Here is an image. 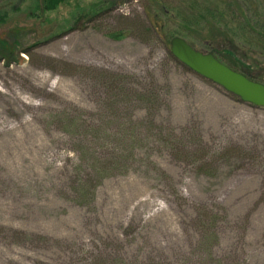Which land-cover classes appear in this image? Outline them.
I'll use <instances>...</instances> for the list:
<instances>
[{"label":"rangeland","instance_id":"rangeland-1","mask_svg":"<svg viewBox=\"0 0 264 264\" xmlns=\"http://www.w3.org/2000/svg\"><path fill=\"white\" fill-rule=\"evenodd\" d=\"M62 1L37 17L42 0H0V264H203L204 207L216 259L264 264V109L174 62L148 30L158 16L169 35L185 32L197 51L264 84V0H216L218 26L187 31L178 22H202L215 0H165L169 10L155 0ZM101 73L128 75L127 89L155 92L156 104L111 112ZM68 117L84 127L69 132ZM130 122L143 140L138 159L78 205L82 149L110 158ZM108 123L99 146L96 128Z\"/></svg>","mask_w":264,"mask_h":264},{"label":"trees","instance_id":"trees-1","mask_svg":"<svg viewBox=\"0 0 264 264\" xmlns=\"http://www.w3.org/2000/svg\"><path fill=\"white\" fill-rule=\"evenodd\" d=\"M165 0H155L154 5L156 8H159L161 10L167 8L168 6L172 7L174 3H165ZM160 2V3H159ZM59 3H63L62 0H42V5L39 7V11H42L43 13H37V17L46 15L47 12L54 11L56 7L59 5ZM209 3H212L213 9L209 8L207 6L201 7L202 11L200 12L201 14V19L202 22H200V19H196V22H189V24L183 23V21L178 22L179 23V28H186L184 30L187 31V29H191L193 27V24L199 26L200 23L205 24H211L213 25L210 30L217 24L218 26V21L220 16V11L218 10L219 5H217L216 0L214 2H208L206 5ZM240 3V2H239ZM238 3V4H239ZM235 4V3H234ZM237 4V2H236ZM184 5V6H183ZM198 5H201L198 1L194 0L191 7H198ZM242 5V3L240 4ZM169 7V8H170ZM240 9H245L244 7L240 6ZM177 13H182V16L179 15V19L183 18V13H186V8H185V3L177 7ZM176 13V14H177ZM195 13V12H193ZM237 13H239V8L237 10ZM153 15V13H150ZM169 14V13H165ZM242 14L240 13L241 19L243 18ZM248 14V13H247ZM157 16V15H156ZM185 18V17H184ZM211 18V20H209ZM6 20L3 18H0V22H4ZM151 24L152 28H148L150 34L152 33V36L158 39H164L171 47V40L175 37H181L187 41V43L191 45V43L185 38V32L179 31L177 35H169L171 33H168L166 29H169L167 24L164 23L162 24V20L160 21V18L157 16V18L151 19ZM248 21V20H247ZM162 24V25H161ZM147 29V28H144ZM197 30V29H196ZM206 30V28H205ZM147 31L143 30L142 33L145 34ZM166 32L167 35L164 34ZM219 34V33H218ZM218 34L215 35L218 37ZM164 35V36H163ZM163 36V37H162ZM219 36H225L223 31H220ZM257 40L261 43H264V33L261 32V34L256 36ZM166 44V45H167ZM194 48V47H193ZM170 50V48H169ZM171 59L176 62L177 64L183 66L181 63H179L171 54V50L169 51ZM228 65V64H227ZM229 66V65H228ZM231 67V66H229ZM184 68H186L184 66ZM235 71H238L236 68L231 67ZM187 69V68H186ZM189 70V69H188ZM190 72V70H189ZM240 72V71H238ZM242 73V72H240ZM248 78H250L253 81H257V79H254L251 77L249 74L242 73ZM100 81L101 85L105 87V90L107 92V101L109 102V109L113 113H117L118 109H116V106L120 103H126L128 105L134 103V102H140L143 104H151L154 105L157 102V95L153 91H147L140 93L137 92H131L129 89L126 87V79L129 78L128 75H108L106 73H101L100 75ZM261 83V82H259ZM124 87H123V86ZM123 87V90H119V87ZM64 124H68V131L69 132H76L77 130L82 129L84 126L81 125L79 119L73 120L72 118H66ZM113 122V121H112ZM112 124H104L100 126L99 128H96L95 133V138L94 143L98 144L99 146L107 145L109 144L110 141V136L109 134V128L111 127ZM91 132H95L94 129H90ZM137 127L136 124L131 123L130 124H125L122 126L119 134L113 136V140L116 143L117 147L115 149V152L112 153L109 157H100L97 155L94 149H89L88 147L84 146L85 148L82 149L83 152L81 153L82 159L87 163V166L89 169H76V181L78 179V185L77 189L75 187V190L78 193L76 203L80 206H86L91 204V199L92 202L96 198V192L98 187L101 186V184L114 177L115 173L121 169L124 166H128L130 161L133 159H138L137 153H135V150L137 149L138 145L143 142V140L138 136L137 134ZM175 148L177 150H180L181 148V143L178 142V145H175ZM201 173L204 174H210L212 169H197ZM159 173V176L168 178V176L161 172L160 170H157ZM212 212L206 210V207L203 208L197 215V223L199 229L202 231V236H203V242H204V248L206 251L203 252L204 258H203V264H223L222 260L216 259L214 251H212V248L209 247L208 243L212 240L218 239V233L217 231H214L213 228L215 226V223L212 224ZM44 239V238H43ZM127 259L124 258V261ZM140 264H145L140 263Z\"/></svg>","mask_w":264,"mask_h":264},{"label":"water","instance_id":"water-1","mask_svg":"<svg viewBox=\"0 0 264 264\" xmlns=\"http://www.w3.org/2000/svg\"><path fill=\"white\" fill-rule=\"evenodd\" d=\"M171 53L190 71L238 97L243 104L264 109V84L232 70L213 54L196 51L180 37L172 39Z\"/></svg>","mask_w":264,"mask_h":264}]
</instances>
